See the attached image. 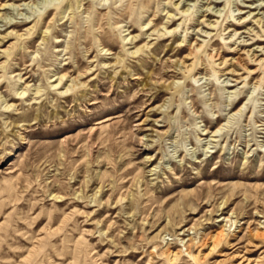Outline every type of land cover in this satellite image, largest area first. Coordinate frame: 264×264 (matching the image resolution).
<instances>
[{
    "label": "rangeland",
    "instance_id": "1",
    "mask_svg": "<svg viewBox=\"0 0 264 264\" xmlns=\"http://www.w3.org/2000/svg\"><path fill=\"white\" fill-rule=\"evenodd\" d=\"M240 263L264 264V0H0V264Z\"/></svg>",
    "mask_w": 264,
    "mask_h": 264
},
{
    "label": "bare ground",
    "instance_id": "2",
    "mask_svg": "<svg viewBox=\"0 0 264 264\" xmlns=\"http://www.w3.org/2000/svg\"><path fill=\"white\" fill-rule=\"evenodd\" d=\"M257 22H258V24L259 23H261L262 22V20L260 19V20H257ZM199 46V45H198ZM200 47H202V46H200ZM248 54H250V51L248 52ZM241 55H244V53H242ZM239 56L237 59H236V61L234 60V62H237L238 64H242L243 63V61L245 60L242 56ZM192 53H190L189 54V56H188V60H191L192 58ZM256 57V56H255ZM187 62V61H186ZM186 62H181L182 63V65H183V67L184 68H186V69H189V68H191L193 65L192 64H190V65H188ZM233 62V63H234ZM223 63V62H222ZM117 65V64H116ZM231 71H232V69H231ZM236 71V70H235ZM234 70H233V72H235ZM80 82V81H79ZM77 84H79V83H77ZM220 131V130H219ZM219 131H217V133H219ZM224 220H226L227 222L229 221V220H227L226 218L224 219ZM221 231V230H220ZM225 230H223V231H221L220 233H219V235L217 236L216 235V237H219V238H223L224 236H225ZM260 232V231H259ZM262 236V235H261ZM213 237V236H212ZM215 239V238H214ZM216 240V239H215ZM241 264V263H240Z\"/></svg>",
    "mask_w": 264,
    "mask_h": 264
}]
</instances>
